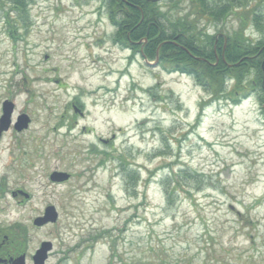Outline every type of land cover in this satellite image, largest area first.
Masks as SVG:
<instances>
[{"label": "rangeland", "instance_id": "rangeland-1", "mask_svg": "<svg viewBox=\"0 0 264 264\" xmlns=\"http://www.w3.org/2000/svg\"><path fill=\"white\" fill-rule=\"evenodd\" d=\"M158 1L172 20L193 22L201 40H225L239 27L233 15L215 24L195 18L190 2ZM9 11L0 6V117L7 100L12 122L26 115L30 123L2 134L0 156L8 189L29 195L24 213L8 200L12 222L24 218L28 254L50 242L46 264H264L258 89L237 106L205 107L210 93L154 63L158 50L145 61L114 43L105 0H29L17 41ZM252 32L245 36L259 40ZM224 84L230 93L234 80ZM171 169L191 178L168 203L160 180ZM54 171L69 180L51 183ZM48 206L57 221L36 229Z\"/></svg>", "mask_w": 264, "mask_h": 264}, {"label": "trees", "instance_id": "trees-1", "mask_svg": "<svg viewBox=\"0 0 264 264\" xmlns=\"http://www.w3.org/2000/svg\"><path fill=\"white\" fill-rule=\"evenodd\" d=\"M181 1L192 4L195 18L222 24L233 15L239 27L225 40L217 35H204L201 40L193 22L187 21L186 17L172 20L167 13L161 12L158 0H105L108 19L117 30L114 43L130 50L131 56L137 54L147 60H154L158 50L159 66L170 74L191 77L198 87L210 93L211 101L225 99L237 106L258 89L261 93L258 102L264 115V15L259 11L264 0H170L171 3ZM254 1L258 3L252 6ZM28 3L29 0H0V6L10 7L6 20L13 41L20 38L18 29L24 25L22 16ZM249 29H253L252 35H259V40L245 36ZM139 41L145 43L135 45ZM173 41L178 46L170 43ZM226 79L234 80L230 93L226 91ZM125 166L121 167L125 170ZM186 171L180 169L174 173L171 169L160 180L168 203L178 192L180 179L191 178ZM128 179L129 185L135 188L139 180L130 175ZM193 183L197 185L198 181ZM105 234L109 233L92 236L91 243L96 244Z\"/></svg>", "mask_w": 264, "mask_h": 264}, {"label": "flooded vegetation", "instance_id": "flooded-vegetation-1", "mask_svg": "<svg viewBox=\"0 0 264 264\" xmlns=\"http://www.w3.org/2000/svg\"><path fill=\"white\" fill-rule=\"evenodd\" d=\"M7 159L10 160V157ZM9 169V163L3 161L0 156V264H34V257L42 242L33 253L28 254L24 218L21 222L13 223L9 216L8 200L16 201V208L23 209V213L24 202L28 201L24 199V188L8 189L9 178L6 170Z\"/></svg>", "mask_w": 264, "mask_h": 264}, {"label": "water", "instance_id": "water-1", "mask_svg": "<svg viewBox=\"0 0 264 264\" xmlns=\"http://www.w3.org/2000/svg\"><path fill=\"white\" fill-rule=\"evenodd\" d=\"M14 111V104L10 101H4L2 104V116L0 118V136L2 133L7 132L11 126L13 129L20 133L28 128L30 123L29 118L26 115H21L16 118L12 123V115ZM70 175L63 172H53L50 175V181L52 183H63L69 180ZM27 199L28 195L24 194ZM57 221V213L52 206L45 208L43 216L36 218L33 222L35 227H43L47 224H54ZM52 245L50 242H44L41 244L39 250L34 257V264H44L47 259V254L51 251Z\"/></svg>", "mask_w": 264, "mask_h": 264}]
</instances>
